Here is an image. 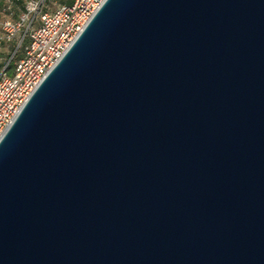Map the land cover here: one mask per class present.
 <instances>
[{
    "label": "water",
    "instance_id": "95a60500",
    "mask_svg": "<svg viewBox=\"0 0 264 264\" xmlns=\"http://www.w3.org/2000/svg\"><path fill=\"white\" fill-rule=\"evenodd\" d=\"M0 264H264V0H103L0 137Z\"/></svg>",
    "mask_w": 264,
    "mask_h": 264
},
{
    "label": "built area",
    "instance_id": "2783aa9c",
    "mask_svg": "<svg viewBox=\"0 0 264 264\" xmlns=\"http://www.w3.org/2000/svg\"><path fill=\"white\" fill-rule=\"evenodd\" d=\"M0 0V45L22 55L0 68V137L47 72L62 57L103 0ZM17 6H20V8ZM16 52V51H14Z\"/></svg>",
    "mask_w": 264,
    "mask_h": 264
},
{
    "label": "rangeland",
    "instance_id": "374dc122",
    "mask_svg": "<svg viewBox=\"0 0 264 264\" xmlns=\"http://www.w3.org/2000/svg\"><path fill=\"white\" fill-rule=\"evenodd\" d=\"M65 1H68V3H71L72 0H52L51 1V7H54V5H57L59 3H63ZM17 42L11 41V42H3L2 45H0V67H3L5 64L8 63V60L12 57L13 61L16 57V54H22V47H19L16 50ZM16 51V52H14ZM11 66V65H10Z\"/></svg>",
    "mask_w": 264,
    "mask_h": 264
},
{
    "label": "trees",
    "instance_id": "16d2710c",
    "mask_svg": "<svg viewBox=\"0 0 264 264\" xmlns=\"http://www.w3.org/2000/svg\"><path fill=\"white\" fill-rule=\"evenodd\" d=\"M65 2H68V1H65ZM65 2H63V3H65ZM16 53H17V52H16ZM21 55H22V54H18V56H17V54H16V57H15V59H14V60H16V59L20 58V57H21ZM12 62H13V58L11 59V61L9 62V64H8V65H9V66H10V65H12Z\"/></svg>",
    "mask_w": 264,
    "mask_h": 264
},
{
    "label": "crops",
    "instance_id": "0c3cea01",
    "mask_svg": "<svg viewBox=\"0 0 264 264\" xmlns=\"http://www.w3.org/2000/svg\"><path fill=\"white\" fill-rule=\"evenodd\" d=\"M0 6H1V4H0ZM18 7L20 8V6H17V8H18ZM0 17H1V14H0ZM0 68H1V67H0Z\"/></svg>",
    "mask_w": 264,
    "mask_h": 264
}]
</instances>
